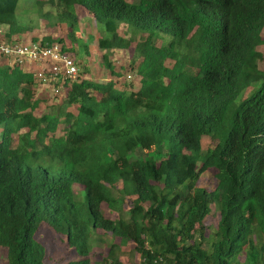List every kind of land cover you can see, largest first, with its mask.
Here are the masks:
<instances>
[{
	"label": "trees",
	"instance_id": "1",
	"mask_svg": "<svg viewBox=\"0 0 264 264\" xmlns=\"http://www.w3.org/2000/svg\"><path fill=\"white\" fill-rule=\"evenodd\" d=\"M78 7L103 32L105 62L132 43L121 24L151 33L131 62L138 88L78 73L38 94L0 55V264H122L128 247L139 264H264V0H0V31L68 53L36 32L65 26L74 41ZM50 98L61 101L43 111ZM204 137L217 142L202 153ZM208 169L210 192L195 185ZM42 224L64 252L36 240Z\"/></svg>",
	"mask_w": 264,
	"mask_h": 264
},
{
	"label": "rangeland",
	"instance_id": "2",
	"mask_svg": "<svg viewBox=\"0 0 264 264\" xmlns=\"http://www.w3.org/2000/svg\"><path fill=\"white\" fill-rule=\"evenodd\" d=\"M22 1L25 2V0H20V3ZM77 11L79 24L74 34V41L68 40L67 34L69 29H66L65 26L57 28L55 31H50L49 28L46 27V24L42 23L40 29H37L38 31L36 33L39 35L53 34V36L55 35L63 39L64 45L66 47H70V49L67 51V54L76 62L80 79L85 78L94 82H107L109 79H111L114 80V83L116 81V85L122 90H136L138 88L140 77L138 76L136 69L133 70L131 68V62L134 61V65L136 67L138 63V58L134 56V54L136 55V45L141 40H145L151 33L140 31L137 32L139 34L135 35V38H131L127 28L128 25L125 26L124 24H121L118 27V34L124 38H130L132 43L127 50H118L113 51L110 54H106L107 61L105 62L103 60L104 51L98 45L101 36H103L102 30L90 17L91 14L83 10L81 7H78ZM128 27L136 32V30H134L131 26ZM5 30L6 29L3 28L0 31V42L4 40L3 33ZM32 35L33 34H27L25 36V40H31ZM262 35V38L264 39V30L262 31ZM154 40L156 46H161L164 41L167 40V37L160 35ZM4 41L7 42L6 40ZM258 49H260L264 57V45L259 46ZM109 62L110 65H108ZM260 68L264 69V61L260 63ZM114 71L120 73V77L116 76L117 74H114ZM128 76L130 77L128 78ZM250 90V88L247 89L242 96H247ZM37 92L38 94H51V91L47 89L45 83H41L40 89ZM60 101L61 99L59 98L57 100L50 98V101L46 105H42V110L47 111V107H49L51 104H59ZM215 142L217 141H212L207 137L202 138L201 152H206L208 147L214 145ZM138 154L139 153H137V155ZM215 173L216 171L214 169H208L200 174L197 183L195 184L196 187L203 188L208 192L214 190L217 184ZM218 221L219 212L216 206L211 204L210 213L203 221L207 236L211 235L215 231ZM35 238L45 246L51 257H55L57 254L59 255L65 251V247L61 244L60 236L55 234L49 227H47V225L42 224L39 226L35 233ZM117 257L120 259L122 264L140 263L139 255L134 252L132 247H128L122 252L118 251ZM6 260V253L0 249V262H6ZM49 261L50 259H47V262Z\"/></svg>",
	"mask_w": 264,
	"mask_h": 264
},
{
	"label": "built area",
	"instance_id": "3",
	"mask_svg": "<svg viewBox=\"0 0 264 264\" xmlns=\"http://www.w3.org/2000/svg\"><path fill=\"white\" fill-rule=\"evenodd\" d=\"M0 55L9 62L12 60L17 65L26 66L39 82L51 87V92L59 90V84L55 86L57 82L74 81L78 75L76 63L59 43L42 45L39 42L2 41Z\"/></svg>",
	"mask_w": 264,
	"mask_h": 264
},
{
	"label": "clouds",
	"instance_id": "4",
	"mask_svg": "<svg viewBox=\"0 0 264 264\" xmlns=\"http://www.w3.org/2000/svg\"><path fill=\"white\" fill-rule=\"evenodd\" d=\"M25 43H27V42H25ZM32 43H34V42H32ZM78 69V68H77Z\"/></svg>",
	"mask_w": 264,
	"mask_h": 264
}]
</instances>
